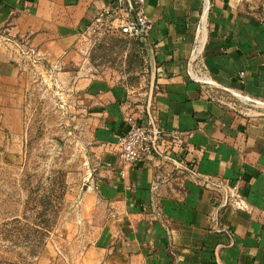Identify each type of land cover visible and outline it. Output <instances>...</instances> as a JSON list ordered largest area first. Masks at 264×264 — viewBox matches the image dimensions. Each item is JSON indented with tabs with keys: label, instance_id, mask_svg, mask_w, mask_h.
<instances>
[{
	"label": "crops",
	"instance_id": "0c3cea01",
	"mask_svg": "<svg viewBox=\"0 0 264 264\" xmlns=\"http://www.w3.org/2000/svg\"><path fill=\"white\" fill-rule=\"evenodd\" d=\"M115 1L0 0V147L22 137L19 52L78 77L110 141L125 132L117 85L70 68L84 60L87 26ZM208 1L202 59L212 89L187 75L203 0H145L155 85L145 110L129 114L138 124L153 115L167 132L182 133V157L237 183L244 209L220 208L214 193L167 169L135 164L121 176L117 149L106 144L74 221L80 248L61 264H264V0ZM233 93L248 99V113L216 100Z\"/></svg>",
	"mask_w": 264,
	"mask_h": 264
},
{
	"label": "rangeland",
	"instance_id": "374dc122",
	"mask_svg": "<svg viewBox=\"0 0 264 264\" xmlns=\"http://www.w3.org/2000/svg\"><path fill=\"white\" fill-rule=\"evenodd\" d=\"M86 31L79 52L84 60L70 68H83L104 84L117 85L126 123L131 110H145L155 85L146 41L122 36L114 28L103 36ZM26 53L19 52L25 59L22 137L0 147V264L67 263L75 261L74 251L80 248L72 229L82 192L95 176L97 151L113 145L118 155V137L110 141L105 116L95 117L90 98L76 87L78 77L64 76L63 66ZM228 98L216 100L234 112L248 113L245 100L233 94Z\"/></svg>",
	"mask_w": 264,
	"mask_h": 264
},
{
	"label": "built area",
	"instance_id": "2783aa9c",
	"mask_svg": "<svg viewBox=\"0 0 264 264\" xmlns=\"http://www.w3.org/2000/svg\"><path fill=\"white\" fill-rule=\"evenodd\" d=\"M144 3L145 0H116L112 6L98 12L87 26L86 33L90 36H103L114 28L118 34L127 38L146 40L153 23L144 13ZM209 9V1L203 0L194 48L187 64V75L203 86H213L202 59L204 24ZM244 75V72L238 73L240 83L243 82ZM233 95L248 102V99L240 94L233 93ZM183 144L182 133L167 132L153 115H149L144 124H138L133 117H127L125 132L117 138L120 175L123 176L124 170L135 164L162 167L170 174L181 173L194 183L214 193V198L220 208L244 209V201L238 184H231L225 179H217L199 172L194 161H187L182 157Z\"/></svg>",
	"mask_w": 264,
	"mask_h": 264
}]
</instances>
